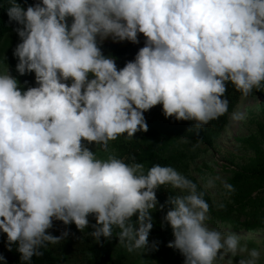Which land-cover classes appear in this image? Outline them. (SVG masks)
<instances>
[{
	"label": "clouds",
	"instance_id": "1",
	"mask_svg": "<svg viewBox=\"0 0 264 264\" xmlns=\"http://www.w3.org/2000/svg\"><path fill=\"white\" fill-rule=\"evenodd\" d=\"M8 16L21 39L13 55L20 75L36 85L21 89L0 73V231L22 264L53 236V220L81 232L95 215L94 240L118 241L128 252L155 250L150 214L163 208L156 190L171 185L164 216L184 264H261L264 249L211 229L209 204L192 180L159 164L145 172L115 155L98 159L82 141L105 152L109 142L147 131L144 112L162 105L164 116L201 128L228 112L231 82L243 97L264 86V0H41L21 7L9 0ZM71 17V22L68 19ZM134 60L117 69L100 44L138 43ZM68 81H71L68 83ZM233 120L244 119L232 113ZM187 142V140H185ZM225 188L234 191L231 185ZM222 207L223 205H219ZM133 216L136 217L133 220ZM0 257V260H3Z\"/></svg>",
	"mask_w": 264,
	"mask_h": 264
},
{
	"label": "trees",
	"instance_id": "2",
	"mask_svg": "<svg viewBox=\"0 0 264 264\" xmlns=\"http://www.w3.org/2000/svg\"><path fill=\"white\" fill-rule=\"evenodd\" d=\"M23 8L41 2V0H16ZM9 0H0V42L2 39L15 32L19 26L8 16ZM145 37L142 33L138 34V43L130 41L114 42L111 38L104 40L101 44V51L105 56H112L115 59L117 69L123 68L126 62L134 60L139 48L144 46ZM12 52L9 61L16 71L18 58L13 55L16 45L20 42L12 41ZM16 73L20 75L17 71ZM21 89L34 87L36 85L34 72L20 75ZM70 83V82H68ZM255 90V89H254ZM259 91L264 94V86ZM241 93L237 91L231 82L226 84V92L223 98L228 101V112L217 119L209 121L201 128L195 127V121L177 120L174 117H165L162 105L153 106L150 110L144 112L145 121L148 130L138 131L133 138H128L126 134L119 136L111 142V148L114 155L127 164L141 163L144 165L145 172L153 165L170 166L177 172H187L188 161L192 156L185 153L176 152L177 144L181 142H197L211 146L214 134L223 130L227 123V116L233 109ZM261 112L264 115V96L260 101ZM264 134L258 130L255 134L241 139L247 148L253 151V156L232 171L227 184L231 185L234 191H229L224 187L229 202L222 207H214L210 203L209 196L198 186V191L204 193V199L209 204V215L211 222L216 224L219 221L221 226H229L232 229H242L246 232H253L259 228H264ZM194 183L197 182L187 176ZM178 193L171 185H161L156 190V197L159 204L164 205L150 214L155 217L153 240L161 248L168 246L173 238L172 229L164 220L166 212L171 205L166 204L168 197H174ZM88 220L96 222L95 215L90 214ZM136 219L135 216L132 218ZM59 220H53V223ZM52 228V229H51ZM47 229L52 234L53 227ZM53 235V234H52ZM55 236V235H53ZM243 242V240H242ZM244 242L254 247L252 238H246ZM53 244H48L40 249L42 255L33 256L32 264H65L64 257L55 256L51 248ZM0 264H22L20 253L16 251L15 246L9 250L7 246V235L0 231ZM102 260L108 264H119L115 262L109 254L101 255Z\"/></svg>",
	"mask_w": 264,
	"mask_h": 264
},
{
	"label": "rangeland",
	"instance_id": "3",
	"mask_svg": "<svg viewBox=\"0 0 264 264\" xmlns=\"http://www.w3.org/2000/svg\"><path fill=\"white\" fill-rule=\"evenodd\" d=\"M67 19L70 23L72 18ZM13 40L21 42L16 31L5 36L0 42V73L7 69L12 76L17 78L21 87L20 75L16 73L9 61ZM263 96V93L255 90L247 97L241 95L227 116L225 128L214 134L211 146L197 142H181L176 146V152L193 157L192 160L188 161L187 172L178 171V173L186 178L189 176L194 179L197 186H200L209 196L210 203L214 207L229 202L224 190L225 184L231 177L232 171L253 156V151L247 148L241 139L257 133L258 130L264 134V115L259 105ZM234 112L243 113L244 119L240 121L233 120L231 117ZM259 139L264 140L263 137H259ZM82 142L89 150L96 153L98 159L104 160L107 159L108 155H114L111 148L112 141L109 142L108 152H105L95 143ZM174 190L178 193L177 189ZM152 217L153 227L149 232V243L154 241L155 217L153 215ZM95 224L96 222L89 220V225L81 232L74 223L68 225H65L62 221L53 223V235L61 236L64 232H67L68 235L61 239L59 244H55L51 248L52 253L57 257H64L66 259L65 264H108L102 260L101 255L103 254H109L119 264H184V257L179 250L169 246L161 248L157 245L155 250L143 253L138 251L128 252L118 241L119 229L113 230V236L110 239L101 236L99 241H96L89 234L94 231L92 225ZM206 224L209 228L222 233L235 232L242 237L243 242L246 238H252L255 245L251 247L247 243L249 249H264V228L246 232L242 229L235 230L229 226H221L219 221L213 224L211 219L206 221ZM173 240L174 236L170 241ZM242 256H246V253L234 257V264H237ZM261 264H264V260Z\"/></svg>",
	"mask_w": 264,
	"mask_h": 264
}]
</instances>
